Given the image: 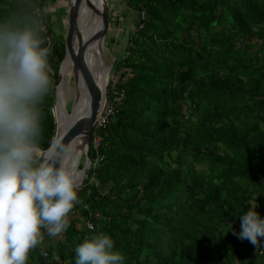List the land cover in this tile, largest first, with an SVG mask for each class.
Wrapping results in <instances>:
<instances>
[{
    "label": "trees",
    "instance_id": "1",
    "mask_svg": "<svg viewBox=\"0 0 264 264\" xmlns=\"http://www.w3.org/2000/svg\"><path fill=\"white\" fill-rule=\"evenodd\" d=\"M48 1L0 0V21L36 6L50 34L42 150L55 132L53 85L64 55ZM119 2L136 21L107 83L116 112L92 127L82 203L68 229L28 261L75 264L76 245L102 231L122 264H264V253L238 238L250 207L264 218V0Z\"/></svg>",
    "mask_w": 264,
    "mask_h": 264
},
{
    "label": "clouds",
    "instance_id": "2",
    "mask_svg": "<svg viewBox=\"0 0 264 264\" xmlns=\"http://www.w3.org/2000/svg\"><path fill=\"white\" fill-rule=\"evenodd\" d=\"M44 31L39 11L0 21V264H26L30 251L44 240L41 230L60 236L74 206L82 203L79 174L66 165L69 149L60 141L40 148L42 105L52 88L51 46H45ZM255 208L240 215L238 238L258 247L264 218ZM74 251L75 264L124 260L102 231L83 239Z\"/></svg>",
    "mask_w": 264,
    "mask_h": 264
},
{
    "label": "water",
    "instance_id": "3",
    "mask_svg": "<svg viewBox=\"0 0 264 264\" xmlns=\"http://www.w3.org/2000/svg\"><path fill=\"white\" fill-rule=\"evenodd\" d=\"M95 4L98 7H95L94 3L90 0H69L68 5L66 7V23L64 26V34H63V44H64V55L59 62L57 75L55 79V83L53 85L54 91V103L53 108L56 107L57 103V94H56V86L60 81V69L61 64L64 59H67L71 66V78L73 88L78 91L77 81L81 83V89L83 90L84 100L82 101L83 105L81 107L86 106L84 111L73 113L74 106L78 105L77 96H75L68 110L66 109L65 103L63 108L67 111V114L71 116L68 123L62 128L60 131L55 123V132L49 147H55L56 141H60V143L67 148V146L76 139L80 138L81 151L80 155L82 157L81 167L79 170L82 171L83 177L79 182L81 184L83 178L86 176V169L89 165V158L87 155V149L89 144V137L91 133V129L95 120V117L98 113L100 105L105 97L106 89H107V70L103 68L102 63V48H103V40L108 28L109 23V7L107 5L106 0H94ZM81 5H85L91 9L93 13H95L99 17V25L96 29L92 30V32L88 33L85 37L81 34L80 31V23L78 20L80 14ZM97 41L98 46V66L100 73L96 74L92 70L91 65L87 61V46L91 43V41ZM101 67V68H100ZM103 85V86H100ZM77 103V104H76ZM80 105V104H79ZM78 107V106H77ZM79 108V107H78ZM54 115V113H53ZM55 121V118H54ZM48 147V148H49Z\"/></svg>",
    "mask_w": 264,
    "mask_h": 264
},
{
    "label": "rangeland",
    "instance_id": "4",
    "mask_svg": "<svg viewBox=\"0 0 264 264\" xmlns=\"http://www.w3.org/2000/svg\"><path fill=\"white\" fill-rule=\"evenodd\" d=\"M68 1L69 0H54L53 2L48 1L46 3V8L48 9L47 12L50 13L49 27L52 30L53 34H55L56 36H61L62 39L64 34V26L67 19L65 12H66V7L68 5ZM106 1L109 7L108 8L109 16H112V18H111V22L108 23V28L103 40L101 58L103 62V68L107 70L106 83H108L110 79L114 80L117 78L116 77L117 72L116 71L114 72V68H113V60L114 58L121 56L123 54L124 47L126 45L127 34L130 31V27L131 26L133 27L134 21H136L135 20L136 14L133 13L132 11H128V12L127 10L125 11L122 8V4H120L119 0H106ZM71 75H72L71 66L68 65L67 63V67L62 75L64 76V85L62 87L60 95L62 94L63 100L65 101V106L68 104V107L73 99V95L75 92V89L73 88V84H72ZM182 111L184 112V107L182 108ZM81 160L82 157L79 152V158L77 159V165H76L77 169H80L77 166H78V162ZM57 237H50L49 235H47V237L46 236L44 237L43 242L39 246L45 249L48 243L55 241Z\"/></svg>",
    "mask_w": 264,
    "mask_h": 264
},
{
    "label": "bare ground",
    "instance_id": "5",
    "mask_svg": "<svg viewBox=\"0 0 264 264\" xmlns=\"http://www.w3.org/2000/svg\"><path fill=\"white\" fill-rule=\"evenodd\" d=\"M90 1L92 3H94L95 7L99 6L98 3H97V5L95 4L94 0H90ZM78 20L80 23L79 25H80L81 34L85 37L88 33L92 32V30H94L98 27L99 17L95 13H93L89 7H87L85 5H81ZM86 53H87V55H86L87 61L89 62V64L92 67V70L94 71V73L97 76V74L100 73V71L98 70L99 69V66H98V53H99V51H98V46H97L96 40L91 41V43L87 46ZM67 63H68V65H70L68 60L64 59V61L61 64L60 81L56 86L57 103H56V107L53 108L55 122H56L57 127L60 131L68 123V121L71 118V116L68 115L67 112L63 108L65 101L63 100L62 94L60 95L62 87L64 85V76H62V75H63V72L65 71V69L67 67ZM100 86H103V85H100ZM57 88H58V91H57ZM77 88H78V91L76 92V90H75L73 98L75 96L78 97L77 98L78 105L74 106L73 113H75V112L78 113L80 111H84L86 109V106H87V104L85 106V103H84V106L81 107L83 105L82 101L84 100V95H83L84 93H83V90L81 89L82 87H81L80 81H77ZM67 149H69V152H68V158L66 161V165L69 167L70 170H72L74 172V174H79V179H78V183H79L83 177L82 171L81 170L78 171V169L76 168L77 159L79 158V152L81 151L80 138L71 142L67 146Z\"/></svg>",
    "mask_w": 264,
    "mask_h": 264
},
{
    "label": "built area",
    "instance_id": "6",
    "mask_svg": "<svg viewBox=\"0 0 264 264\" xmlns=\"http://www.w3.org/2000/svg\"><path fill=\"white\" fill-rule=\"evenodd\" d=\"M36 11H39L38 7H34L33 8V13L36 12ZM40 13V12H39ZM43 26H44V33H46V37L45 39L49 41V37H50V34L48 33L47 31V26L46 24L43 22ZM106 95V94H105ZM116 112V109L114 107V105L112 103H108L107 100H106V96L104 97L101 105H100V108L98 110V113L95 117V120H94V123H93V127H96V128H101V127H104L105 124L108 122V119L111 115H113L114 113ZM91 145L92 147L95 149L98 145V139L93 136V138L91 139ZM97 159H101V156L98 155L97 156ZM91 164V162H90ZM86 226L88 228H91V225L89 223L86 224ZM254 250H257V252L259 254L261 253H264V240H261L259 246H253ZM26 264H30L29 261L27 260Z\"/></svg>",
    "mask_w": 264,
    "mask_h": 264
}]
</instances>
